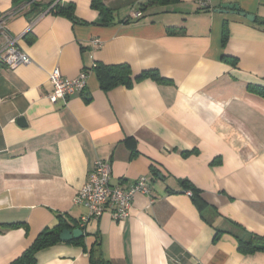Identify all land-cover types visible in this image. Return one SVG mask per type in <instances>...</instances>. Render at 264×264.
<instances>
[{
  "label": "crops",
  "instance_id": "crops-1",
  "mask_svg": "<svg viewBox=\"0 0 264 264\" xmlns=\"http://www.w3.org/2000/svg\"><path fill=\"white\" fill-rule=\"evenodd\" d=\"M93 1L0 0V20L31 58L15 69L0 62V264L60 218L79 229L86 209L74 199L97 160L111 162L114 185L146 178L153 203L135 195L129 218L106 212L37 264H92V248L109 264H264V251L243 255L231 234L236 224L264 237V98L248 90L264 87V0H212L206 10L197 0H100L113 12L107 26ZM57 4H73L80 22ZM225 4L254 21L220 13ZM6 44L0 34V51ZM99 64L168 81L106 91ZM55 69L68 79L88 71L86 91L50 102Z\"/></svg>",
  "mask_w": 264,
  "mask_h": 264
},
{
  "label": "built area",
  "instance_id": "built-area-1",
  "mask_svg": "<svg viewBox=\"0 0 264 264\" xmlns=\"http://www.w3.org/2000/svg\"><path fill=\"white\" fill-rule=\"evenodd\" d=\"M212 0H197L200 10H206L211 6ZM143 16L141 11L132 12L131 19H138ZM0 20V34L7 38L6 46L0 51V62L10 69L19 66L29 65L31 58L18 45V39L11 37ZM99 44L100 41H96ZM89 79V72L83 71L79 76L68 79L62 76L59 69L50 74L52 92L48 99L52 103L66 101L75 94H82L86 91ZM148 196L153 203L152 189L146 178L134 181L127 188L112 183V166L108 160H97L88 180L78 191L74 204L84 207L86 214L80 218L79 229L86 234L87 228L98 221L106 212H109L115 221H124L131 216L132 204L135 195ZM191 196V192H187Z\"/></svg>",
  "mask_w": 264,
  "mask_h": 264
},
{
  "label": "trees",
  "instance_id": "trees-1",
  "mask_svg": "<svg viewBox=\"0 0 264 264\" xmlns=\"http://www.w3.org/2000/svg\"><path fill=\"white\" fill-rule=\"evenodd\" d=\"M168 0H152L151 3L154 4H165ZM14 5L19 7L22 4H30L34 5L35 0H13ZM93 8L99 12L100 19L98 24L107 26L112 22L113 19V12L109 8H107L100 0L93 1ZM57 11L58 14L66 16L68 19L72 20L74 23H79L75 17V6L73 4H67L65 6H60L59 4L55 5L53 8ZM6 18V17H4ZM228 39V30L227 27L224 26L223 28V37L222 43L225 45ZM93 70H95L100 85L102 89L109 91L111 89L117 88L119 86H124L127 88H131L144 78H153L159 82H166L163 77L159 76V73L156 70H150L147 72H143L137 77L132 76V71L128 65H104L99 64L95 65ZM248 90L250 93L257 94L264 98V87L249 85ZM154 173L155 170H154ZM186 183V181L184 182ZM188 183V182H187ZM190 185V184H189ZM191 189V197L197 199V190L194 189L193 186H190ZM236 227V232H232L231 234L237 239L239 243V251L243 255H250L257 252L264 251V237L258 236L251 232H248L244 228L233 224ZM68 225L63 218H60L59 222L53 228H48L44 230L35 240L33 245L26 250L22 256L18 259L13 261L11 264H37V254L47 248L50 247L58 242H60V234L64 229H67ZM226 231H217L216 239L224 234ZM100 246L99 243L96 244V247ZM96 252L95 248H92L89 252L91 263L92 264H109L104 262L101 259H93V254Z\"/></svg>",
  "mask_w": 264,
  "mask_h": 264
},
{
  "label": "water",
  "instance_id": "water-1",
  "mask_svg": "<svg viewBox=\"0 0 264 264\" xmlns=\"http://www.w3.org/2000/svg\"><path fill=\"white\" fill-rule=\"evenodd\" d=\"M222 8H223L222 10H219L220 13H229L231 11V13L244 17L251 22H253L255 19L253 15L240 12L239 6L237 4H225L222 6ZM19 121L22 125H26V121L24 120V118H21ZM83 236H84V232L81 229H76V230L64 229L61 232L59 238L62 242H69L73 239H80Z\"/></svg>",
  "mask_w": 264,
  "mask_h": 264
}]
</instances>
